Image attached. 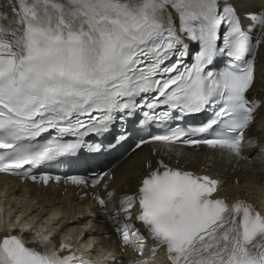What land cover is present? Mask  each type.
<instances>
[{"label":"snow or ice","instance_id":"obj_1","mask_svg":"<svg viewBox=\"0 0 264 264\" xmlns=\"http://www.w3.org/2000/svg\"><path fill=\"white\" fill-rule=\"evenodd\" d=\"M250 2L6 0L11 15L0 14V173L35 182L31 169L76 154L85 138L137 113L142 124L211 115L199 126L168 124L166 134L140 138L132 151L150 143L166 153L177 145H206L237 159L251 161L245 147L264 157V142L245 139L264 110V98L254 95L264 0L256 11ZM145 166L137 189L119 196L107 191L111 170L67 180L85 188L104 181L106 197L94 198L102 208L113 203L111 219L123 244L141 255L150 239L152 255L164 249L168 264H264V214L251 203L214 198L220 181L171 167L162 157ZM39 179L47 184L53 178ZM134 209L147 237L132 222ZM30 236L36 247L18 234L0 238V264H90L50 234Z\"/></svg>","mask_w":264,"mask_h":264},{"label":"bare ground","instance_id":"obj_2","mask_svg":"<svg viewBox=\"0 0 264 264\" xmlns=\"http://www.w3.org/2000/svg\"><path fill=\"white\" fill-rule=\"evenodd\" d=\"M249 8L252 11L260 9L261 0H251ZM256 60L254 95L264 98V49L257 51ZM245 139L264 142V110L258 113L257 120L246 131ZM257 152V148L245 147L243 155L252 158L248 161L229 157L220 150L174 147L172 152L166 153L162 145L148 144L115 161L110 169L115 178L108 182L107 191H114L117 196L133 193L149 171L145 162L151 161L155 166L162 157L171 167L220 181L219 197L230 204L244 200L264 212V157ZM101 185L94 189L65 185L44 188L0 177V210L7 208V214L20 218V221L45 227L44 230L56 233V240L68 236L72 243L94 256L99 264H129L137 256L136 246L122 248L120 245L116 224L111 219L113 203L102 208L94 198L97 195L106 197ZM88 219L92 221L86 223ZM90 226L94 228L87 232L81 229Z\"/></svg>","mask_w":264,"mask_h":264},{"label":"rangeland","instance_id":"obj_3","mask_svg":"<svg viewBox=\"0 0 264 264\" xmlns=\"http://www.w3.org/2000/svg\"><path fill=\"white\" fill-rule=\"evenodd\" d=\"M90 221H92V219H88V221L86 222V223H88V222H90ZM85 223V224H86ZM94 225H97V224H94ZM91 228H94V227H87V228H81V229H83V230H85V232H87V231H89ZM87 230V231H86Z\"/></svg>","mask_w":264,"mask_h":264}]
</instances>
